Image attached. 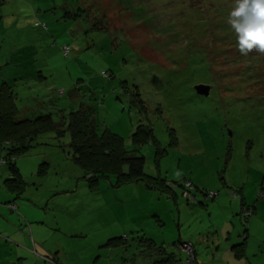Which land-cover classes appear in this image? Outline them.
<instances>
[{"label":"rangeland","instance_id":"1","mask_svg":"<svg viewBox=\"0 0 264 264\" xmlns=\"http://www.w3.org/2000/svg\"><path fill=\"white\" fill-rule=\"evenodd\" d=\"M235 7L236 0H0V83L13 87L18 119L51 114L60 123L89 108L100 133L120 136L130 155L144 157L145 174L171 188L117 185L114 175L91 183L72 160L68 132L39 134L15 160L25 191L14 203L27 209L11 223L26 239L10 242L34 250L39 264L50 263L41 254L61 264H152L159 255L148 237L180 264L187 263L179 238L193 244L200 264H238L220 255L245 232L249 249L264 251V53L240 54L229 22ZM139 125L157 145L132 143ZM7 172L0 164V199L10 194ZM242 199L255 214L243 217ZM0 250V264H16Z\"/></svg>","mask_w":264,"mask_h":264},{"label":"trees","instance_id":"2","mask_svg":"<svg viewBox=\"0 0 264 264\" xmlns=\"http://www.w3.org/2000/svg\"><path fill=\"white\" fill-rule=\"evenodd\" d=\"M35 26L47 28L45 24L35 23ZM62 50L63 54L66 55L70 48L65 46ZM61 92L62 90H60ZM16 101L13 87L7 82L0 83V151H5L4 157L0 160H4L9 169V177L4 180V185L8 192L13 194L14 200L20 198L25 191L24 179L15 166L16 157L29 151L32 147L30 141L45 132H54L57 137H61L65 132H68L72 160L84 171L85 178L91 183L97 181L100 177L114 175L117 179V185L142 181L151 189L171 192L167 180L161 178L160 175L154 177L145 174L144 157L130 155L120 136L109 130L101 133L98 131L91 109L71 111L67 115L66 122L62 121L60 123H56L51 114L40 115L33 119H18L20 110ZM131 140L137 147L147 143L158 144L152 129L143 125L136 128L131 135ZM42 165L46 166L45 163ZM42 168L40 172L43 170ZM9 204H14L16 209H9ZM241 205L243 208L251 209L254 213V207L246 206L244 203H241ZM5 206L11 212H16L18 208L14 202L6 203ZM245 238L246 236L241 243L233 246L237 249L235 251L236 255L243 250ZM146 242L149 249L155 250L159 255L158 259L153 261L152 264H180L181 260L175 253L167 252L162 245L157 246L149 237ZM109 244L115 245L116 243L109 240ZM177 244L180 245L181 242ZM186 259L187 264L192 262H187ZM44 260L54 263L50 257H44Z\"/></svg>","mask_w":264,"mask_h":264},{"label":"crops","instance_id":"3","mask_svg":"<svg viewBox=\"0 0 264 264\" xmlns=\"http://www.w3.org/2000/svg\"><path fill=\"white\" fill-rule=\"evenodd\" d=\"M8 176H9V173L7 172V177ZM0 202H1V205H0V249L6 250L7 253L12 252L13 254H15V256L12 258V260H15L16 264H39V262H38L39 259L36 260V256H34L35 255L33 253L34 250L30 251V249L26 245L19 244V243L15 244V243L9 241V239L13 240V239L19 238L21 236L22 237L19 239H22V238L26 239L25 233H23V235L21 234V236H20L18 229H16V227L11 223V222H14V224L16 223V221H17L16 215L14 214V212H11L10 210H8V208L5 206L6 203L14 202L13 194H11V193L5 194L3 199H0ZM241 203H244L246 206H249L244 201V199L241 200ZM17 206H18L17 210H20L22 213L27 209V206H25V205H21L20 209H19V205H17ZM254 214H255V207H254ZM245 231H247V230H245ZM245 234H246V232H245ZM247 236L248 235L246 234L245 244H244V247L242 248L243 250L241 252H239L238 255L235 254V251L237 249L233 248V246L239 244L237 241L238 239H237V240H234L231 242V246L224 251V255H220L221 259L223 260V259L227 258V260H230L232 263L236 262L238 264H257L256 255L258 254V252L261 253L260 257L264 258V251H260L261 247H258V249L254 250V251L249 249L248 241L246 240ZM235 238H237V237H235ZM229 239H231V233L230 232H228V235H227V240H229ZM177 242L178 243L179 242L191 243L190 241H183L180 238ZM0 252H1V250H0ZM180 252H181V254H183V256H185L184 258H186V254L182 250ZM194 252H195V248H194ZM249 254H250V256H249ZM177 256L180 258L179 255H177ZM5 257H7V255H5ZM38 257L42 258V260H44V257L49 258V256L46 254H41ZM2 259H3V256H0V262ZM33 259H35V263H34ZM180 260H181V258H180ZM198 260L199 259L197 258V255H196L195 256V263L200 264ZM4 262H7V261H4ZM53 262L55 264H61L57 260V257H55L53 259ZM200 262H201V264L203 263L201 260H200ZM261 263L264 264V259L261 260ZM46 264H48V263H46ZM49 264H51V263H49Z\"/></svg>","mask_w":264,"mask_h":264},{"label":"clouds","instance_id":"4","mask_svg":"<svg viewBox=\"0 0 264 264\" xmlns=\"http://www.w3.org/2000/svg\"><path fill=\"white\" fill-rule=\"evenodd\" d=\"M230 16L240 54L264 53V0H236Z\"/></svg>","mask_w":264,"mask_h":264},{"label":"built area","instance_id":"5","mask_svg":"<svg viewBox=\"0 0 264 264\" xmlns=\"http://www.w3.org/2000/svg\"><path fill=\"white\" fill-rule=\"evenodd\" d=\"M4 163H5L4 160H0V164L1 165H3ZM188 184H190V186H191L190 182H188ZM209 195L212 196L213 193L209 192ZM8 207L11 210H15L16 209V206L14 204H9ZM242 213H243L244 217H248V216H250L253 213V211L251 209H248V208H243L242 209ZM179 247L186 254L187 262H191V261L193 262L195 260V252H194V248H193L191 243H187V242L181 243L179 245Z\"/></svg>","mask_w":264,"mask_h":264},{"label":"water","instance_id":"6","mask_svg":"<svg viewBox=\"0 0 264 264\" xmlns=\"http://www.w3.org/2000/svg\"><path fill=\"white\" fill-rule=\"evenodd\" d=\"M206 88L203 86V85H200V86H197L196 87V90H197V92L198 93H203V94H205L206 93V90H205Z\"/></svg>","mask_w":264,"mask_h":264}]
</instances>
